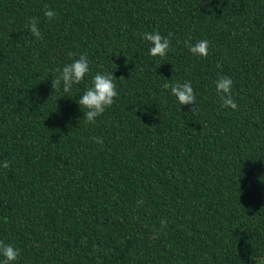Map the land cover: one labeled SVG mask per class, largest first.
<instances>
[{
  "label": "trees",
  "instance_id": "trees-1",
  "mask_svg": "<svg viewBox=\"0 0 264 264\" xmlns=\"http://www.w3.org/2000/svg\"><path fill=\"white\" fill-rule=\"evenodd\" d=\"M45 8L56 12L52 20ZM35 20L40 38L29 31ZM170 40L151 57L144 32ZM207 40L205 57L185 43ZM86 55L94 123L53 84ZM218 76L237 109L221 108ZM190 81L196 103L163 87ZM0 242L16 264H254L264 254V0H0Z\"/></svg>",
  "mask_w": 264,
  "mask_h": 264
},
{
  "label": "clouds",
  "instance_id": "clouds-1",
  "mask_svg": "<svg viewBox=\"0 0 264 264\" xmlns=\"http://www.w3.org/2000/svg\"><path fill=\"white\" fill-rule=\"evenodd\" d=\"M43 15L48 20H52L56 12L54 9L45 8ZM29 31L34 38H40V30L35 20H30L28 24ZM142 39L149 45L148 54L151 57H164L170 50V40L167 36H162L159 32H144ZM189 52L195 57H205L207 55L209 42L207 40H199L195 44H189ZM89 60L86 55H80L78 59H73L70 63L64 64L58 69L59 75L53 84L59 85L64 94L69 96L75 90V86L81 84L90 78L75 102L79 106V110L83 113V119L87 122L94 123L96 118L100 117L106 109L111 107L114 99L118 95L116 85L114 83L113 72L100 71L91 74ZM215 90L221 98V108L236 110L237 103L232 97L233 80L229 76H218L214 82ZM168 90L169 95L173 96L176 102L181 105H193L196 96L190 81L165 83L163 85ZM8 161L0 162V168H7ZM20 255V249L13 245L0 242V264H16ZM254 264H264V254H259L255 258Z\"/></svg>",
  "mask_w": 264,
  "mask_h": 264
}]
</instances>
